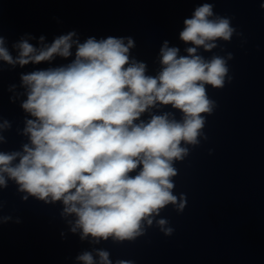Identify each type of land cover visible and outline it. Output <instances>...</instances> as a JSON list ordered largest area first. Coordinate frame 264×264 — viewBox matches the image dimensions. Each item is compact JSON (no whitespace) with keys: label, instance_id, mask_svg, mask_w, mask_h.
I'll return each mask as SVG.
<instances>
[{"label":"clouds","instance_id":"clouds-1","mask_svg":"<svg viewBox=\"0 0 264 264\" xmlns=\"http://www.w3.org/2000/svg\"><path fill=\"white\" fill-rule=\"evenodd\" d=\"M213 15V5L204 3L184 20L180 39L192 45L185 49L188 55L180 56V49L165 41L156 76L146 74L144 62L130 60L131 38L125 43V38L89 37L81 43L72 31L50 44L41 36L40 47L22 38L13 45L18 51L14 58L0 36V60L13 66L67 59L75 46L67 65L21 75L27 94L22 108L34 118L24 129L30 145L23 146V154L0 153V185H6L7 174L21 191L45 202L62 201L64 214L77 217L71 230L81 229L82 239L124 240L140 234L142 221L151 225L153 214L177 204L173 161L187 155L182 142H199L203 114L213 110L205 86H224L226 60L197 54L200 47L210 51L215 41L231 39L229 19ZM157 104L180 110L182 121L165 113L136 123ZM183 207L181 197L178 209ZM158 223L163 227L167 222ZM98 255L101 264H111L107 252ZM78 259L94 264L87 252Z\"/></svg>","mask_w":264,"mask_h":264}]
</instances>
